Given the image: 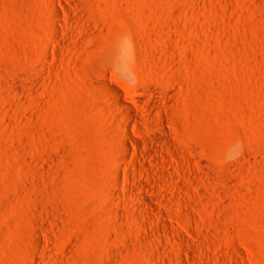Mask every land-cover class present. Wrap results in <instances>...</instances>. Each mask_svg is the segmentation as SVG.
<instances>
[{
  "label": "rangeland",
  "instance_id": "rangeland-1",
  "mask_svg": "<svg viewBox=\"0 0 264 264\" xmlns=\"http://www.w3.org/2000/svg\"><path fill=\"white\" fill-rule=\"evenodd\" d=\"M0 264H264V0H0Z\"/></svg>",
  "mask_w": 264,
  "mask_h": 264
}]
</instances>
